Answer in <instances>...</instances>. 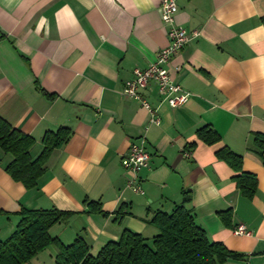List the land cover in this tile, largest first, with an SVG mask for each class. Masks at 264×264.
Instances as JSON below:
<instances>
[{
	"label": "crops",
	"instance_id": "obj_1",
	"mask_svg": "<svg viewBox=\"0 0 264 264\" xmlns=\"http://www.w3.org/2000/svg\"><path fill=\"white\" fill-rule=\"evenodd\" d=\"M160 1L0 0V119L35 140L32 159L45 132L71 131L30 190L5 172L12 157L0 150V241L14 232L22 208L57 209L73 215L50 236L63 245L81 236L95 256L125 229L151 240L158 232L152 216L170 214L187 195L208 240L247 256L224 264H264V166L253 145L255 134L264 135V0L177 1L175 23L191 39L168 69L189 96L170 108L149 83L140 95L160 125L146 129L148 113L123 91L133 70L168 44ZM203 127L219 141L199 140ZM141 138L150 160L138 173V194L127 187L121 159ZM225 148L256 177L252 198L217 159ZM86 201L107 215L86 214ZM225 211L227 223L219 216ZM239 225L250 235H234ZM55 254L47 248L27 264H55Z\"/></svg>",
	"mask_w": 264,
	"mask_h": 264
},
{
	"label": "trees",
	"instance_id": "obj_2",
	"mask_svg": "<svg viewBox=\"0 0 264 264\" xmlns=\"http://www.w3.org/2000/svg\"><path fill=\"white\" fill-rule=\"evenodd\" d=\"M261 21L264 23V17ZM70 135L71 131L66 127L45 132L41 140V152L32 159L30 151L35 140L0 119V150L12 157L4 168L5 172L25 189L35 188L49 157L68 141ZM196 135L208 145L219 141L218 134L208 127L200 128ZM253 145L264 166V135L255 134ZM216 156L238 173L234 181L241 195L252 198L257 180L253 174L242 172V158L227 148L217 152ZM188 203L189 197L184 195L181 205L176 206L170 214L156 212L149 224L158 232L151 240L125 229L117 240L106 243L95 256L89 253V246L81 236H77L69 245H63L59 239L50 236L51 227L68 221L73 213L57 209L22 208L14 232L0 241V264H27L50 247L56 250L55 264H224L229 260H247V256L229 251L220 242H210L187 209ZM85 204L86 214L107 215L99 203L86 201ZM219 216L227 223L231 213L220 212ZM120 217L118 214L116 219Z\"/></svg>",
	"mask_w": 264,
	"mask_h": 264
},
{
	"label": "built area",
	"instance_id": "obj_3",
	"mask_svg": "<svg viewBox=\"0 0 264 264\" xmlns=\"http://www.w3.org/2000/svg\"><path fill=\"white\" fill-rule=\"evenodd\" d=\"M177 1L161 0L158 7L160 19L166 28L167 46L158 52L155 61L150 63L145 69H134L132 78L126 81L124 86V95L139 102L148 113L149 120L146 129L151 125H160V117L157 110L152 108L140 95V91L145 89L149 83H153L156 86L161 101L170 108L184 105L189 96V93L173 81L168 69L171 57L191 39V35L175 23ZM197 35V33H193L192 37ZM145 141V138H141L138 143H132L127 155L121 159V165L128 175L127 187L138 194L143 193L139 184L138 173L142 169L149 167L150 160V155L145 147ZM184 156H190V152H184ZM233 234L237 236H249L250 232L243 225H239L233 229Z\"/></svg>",
	"mask_w": 264,
	"mask_h": 264
}]
</instances>
